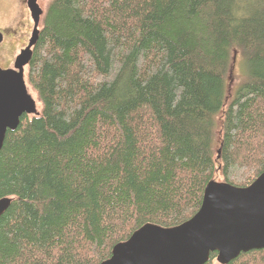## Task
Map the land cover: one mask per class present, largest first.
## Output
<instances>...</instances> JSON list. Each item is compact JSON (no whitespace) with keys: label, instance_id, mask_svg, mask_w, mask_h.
I'll use <instances>...</instances> for the list:
<instances>
[{"label":"trees","instance_id":"obj_1","mask_svg":"<svg viewBox=\"0 0 264 264\" xmlns=\"http://www.w3.org/2000/svg\"><path fill=\"white\" fill-rule=\"evenodd\" d=\"M38 31L41 110L0 149V264H100L142 225L191 218L215 177L264 172V0H49Z\"/></svg>","mask_w":264,"mask_h":264},{"label":"water","instance_id":"obj_2","mask_svg":"<svg viewBox=\"0 0 264 264\" xmlns=\"http://www.w3.org/2000/svg\"><path fill=\"white\" fill-rule=\"evenodd\" d=\"M31 10L34 25L27 47L15 59L14 68H0V149L6 132L16 129L23 114H39L23 72L43 14L37 6L32 5ZM235 55L234 51L229 79ZM230 86L231 83L228 92ZM216 153L219 158L220 149ZM10 202L11 198H0V216ZM251 250H264V172L246 187L210 180L203 189L200 207L191 218L172 227L142 225L127 240L115 244L110 257L100 264H205L212 252L219 264H227Z\"/></svg>","mask_w":264,"mask_h":264},{"label":"flooded vegetation","instance_id":"obj_3","mask_svg":"<svg viewBox=\"0 0 264 264\" xmlns=\"http://www.w3.org/2000/svg\"><path fill=\"white\" fill-rule=\"evenodd\" d=\"M19 10L21 15H18L12 26H6L0 28L1 41H0V68L8 69L14 68L15 59L24 50L31 37L33 30L34 20L32 15V5L39 7V0H18ZM18 45V52L16 55L10 58L12 54L9 50L10 44ZM28 64L23 66V72Z\"/></svg>","mask_w":264,"mask_h":264},{"label":"rangeland","instance_id":"obj_4","mask_svg":"<svg viewBox=\"0 0 264 264\" xmlns=\"http://www.w3.org/2000/svg\"><path fill=\"white\" fill-rule=\"evenodd\" d=\"M49 0H39V4L43 11H45L46 6L48 4ZM18 15H21V11L19 10V1L18 0H0V28L6 27V26H12L15 22V19ZM9 50L11 51L10 58L17 54L18 52V45L10 44ZM27 72L28 68L26 67L24 70V80L26 83L27 91L32 96V98L36 102V109L38 112L41 110V104L39 103L37 99L36 92L33 90V88L28 84L27 80ZM246 70L243 67V62L241 57H237L234 63V68L232 71V82H231V88L230 92L232 90V87L235 86L233 93L239 88L240 83L246 79ZM214 180L222 181V178L220 176H217L214 178ZM211 264H219L216 259L212 261Z\"/></svg>","mask_w":264,"mask_h":264}]
</instances>
